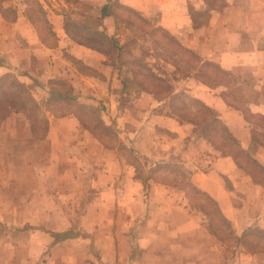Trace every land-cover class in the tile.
Returning <instances> with one entry per match:
<instances>
[{
	"label": "crops",
	"instance_id": "crops-1",
	"mask_svg": "<svg viewBox=\"0 0 264 264\" xmlns=\"http://www.w3.org/2000/svg\"><path fill=\"white\" fill-rule=\"evenodd\" d=\"M101 1L99 12L105 4L109 9L102 15V28L117 41V45L114 42L109 45V50L72 39L65 32L64 16L55 12L48 14L52 35L43 34V27L27 15L26 0H0V76L15 75L39 103L48 98L51 80L67 81L80 104L106 106H100L102 122L116 127L115 141L105 143L104 137L93 127L87 128L75 111L56 114L46 110L47 130L38 136L32 133L25 114L11 110L0 123V136L5 125L18 116L26 121L34 145L49 143L51 154H62L54 149L55 141L62 143L73 136L83 137L96 146L97 167L103 180H112L110 186L116 194L115 218L118 222L122 215L129 221L128 228L119 223L112 232L115 236L112 248L117 253L114 264H264V247L252 248L244 242L250 230H264V176L257 178L258 173L250 171L245 157L226 151L227 141L215 129L211 116L208 120L202 116L196 101L179 98L172 106L171 100L172 95L184 93L203 103L238 146L264 166V19L259 22L260 34L250 33L249 7L254 0H224L221 8L211 4V0ZM115 4L127 6L148 19L144 25L135 24L141 32L138 41L151 43L157 49L139 54L144 68L141 72L132 70L120 53ZM47 6L51 12L53 9ZM255 9L256 14H264L263 5L258 4ZM203 14L205 18L201 19ZM145 27L166 33L180 51L176 53L166 41L154 40L149 31H141ZM74 61L87 70L79 69ZM206 62L231 75L234 87L227 81L210 84L200 79ZM248 68H252L253 77L247 75ZM248 80H253L249 81V88L261 94L258 101L248 98L246 90L243 93L236 90L237 86L247 85ZM131 91L134 98L129 101L122 98L121 95ZM156 129L163 132L157 133ZM258 136H262V141ZM123 140L132 147V153L151 156L142 177L134 173L136 159H129V155L119 151V144H125ZM164 141L167 142L164 149L150 148ZM175 145L177 156L181 155L180 159L177 157L180 163L167 160L176 153ZM176 171L186 174L192 185L216 204L220 217L230 223V236L234 233L238 238L236 247L227 248V225L223 223L217 230L216 224L210 225L215 220L202 206L194 211L189 201L180 203L185 196L189 200V196L182 187V196L171 190L177 185L169 177ZM34 188L26 196L18 194L16 201L21 214L16 218L34 220L44 216L39 203L41 190ZM45 193L49 201L58 205L57 193L52 190ZM48 216L50 230L42 233L45 241L37 240V228L18 234L20 253L14 264H37L39 258L32 256L31 251H52L60 246L59 242L83 236L76 231L74 236L56 239V233L72 229L69 228L72 213L54 207ZM10 217L0 213V219ZM224 225L225 232L221 230ZM95 247L102 251L105 246ZM82 251L87 253L94 248L84 247ZM1 256L10 264L6 254ZM96 258L97 263L105 264L104 257Z\"/></svg>",
	"mask_w": 264,
	"mask_h": 264
},
{
	"label": "rangeland",
	"instance_id": "rangeland-1",
	"mask_svg": "<svg viewBox=\"0 0 264 264\" xmlns=\"http://www.w3.org/2000/svg\"><path fill=\"white\" fill-rule=\"evenodd\" d=\"M26 1L29 3L26 9L27 15L38 25L43 27V34L44 32L51 33L48 14L51 15L55 12L64 16V20H68L67 25L71 34L79 39L92 38L96 46L103 49L108 48L109 50L110 43L108 42L105 44L103 41L104 39H101L94 31L95 28H102V15H100L99 12L101 0ZM210 2L218 8L224 5V0H211ZM258 4L264 6V0H254L249 7L250 12L248 18L252 23L250 33L253 32L254 34H260L259 32L262 31V29L260 28L261 23L259 22L264 19V14H256L255 8ZM47 5H50L51 9H53L51 12ZM115 5L118 8L116 9V14L118 15L119 24L118 38H120L121 45L120 53L124 60L129 63L128 66L131 65L137 72H141L144 68L142 65H139L135 59L137 58L140 60V57H138L139 54H145L150 49H157V47H154L151 43L141 42L140 44L138 41L140 31L135 27V24L141 23L144 25V23L148 22V19L125 6ZM200 18L204 19L205 15H201ZM145 30L146 32L149 31L148 33L154 37V40L157 38V41H166L176 53L180 51L176 43L171 41L166 33L158 29L149 30L146 29V27L141 31ZM250 45L249 43L248 46ZM186 53L190 55L193 60V56L188 52ZM74 63L73 64L79 69L84 71L87 70L82 67L80 63L76 61H74ZM247 71L250 72L247 73V75L254 76L252 68H248ZM230 76L231 75H228L227 72L225 73L223 70L216 67L215 64L207 62L202 65V70L199 74V78L207 83L212 84L217 80L223 82L227 81L234 87L233 83L235 80ZM249 81L253 82V80H248V86L240 85L236 87V90L239 93H243L246 90L248 98L258 101L261 94L249 88L251 85ZM56 87L58 86H55V88ZM121 96L128 101L134 98L132 91L127 93V95L124 94ZM101 105L104 108L106 107L103 104ZM54 106L57 110V114H68L72 111L77 112L84 120V123L90 128L93 127L96 132L104 137L107 143H113L115 141L114 133L116 134V127L112 124V126H109V130H105L101 126L102 108L99 105L80 104L78 101L70 105L62 102H55ZM43 114L45 113L43 112ZM5 126L4 134L0 136V213L13 218L0 219V236L3 238V241H0V248L3 249V252L0 251V260H2L0 264H6L1 256L3 254L7 255L10 264H14L16 256L20 253L17 251L18 234L20 232L26 231L29 228H37L39 234L37 240L40 242L45 241L42 233L50 230L48 226L51 220H49L48 215L50 210L54 207H58V209L63 211L65 209L70 211L72 213V219L69 228L72 227L75 232L78 231L83 236H76L72 239L59 242L61 243L59 247L54 248L52 251L48 249L44 250L41 252L42 254L40 250L35 252L31 251L30 253L32 256L39 258L36 262L37 264H101L100 262L97 263L96 257H104L105 264H114L113 260L117 253L115 254L112 248L115 237L112 232L119 223L124 228H128L127 224L129 221L126 217L122 218V215H120L118 222L117 218H115L116 215L113 211V205L117 202V199L114 198L116 194L112 191L114 188L110 186L112 180H108V178L103 180L100 168L97 167L98 154H96V146L90 145V142L83 137L73 136L71 139H63L62 143L55 141L54 149L61 150L62 154H51L49 143L34 145L29 134L28 125L24 119L17 116L16 119H11ZM155 131L157 133L163 132V130L159 129ZM257 139H262V136H258ZM166 143L165 141L162 145L161 142H159V144L155 143L150 146V148L155 151H160L159 148L162 146L164 149ZM125 144H119V151H122V153L124 152L126 156L129 155V159H136V163L134 164L137 165V171L135 170L134 173H136V175L140 174L141 176H138L142 177V175L146 173L145 169L150 165L151 156L145 154L136 155L134 152L132 153V147L128 146L129 144L126 142ZM177 147L178 145H175L174 148L177 149ZM130 148L132 150H130ZM173 151L176 153L170 154L167 160L170 161V163H180V160H177V157H181L180 153L177 156L179 152L178 149L177 151L175 149ZM123 171L124 170H122L120 178L124 174ZM181 175L180 172L176 171L169 177L171 178L170 181L175 182L177 185L173 186L171 189L176 196H182V188L187 190L185 182L188 177L182 178ZM120 183L121 187H119L124 190L123 182L120 181ZM35 186L41 190L42 199L39 203L42 211L41 214L44 216L34 220L16 218L18 214H21L19 212L20 205L16 201L18 194H24V196H26ZM108 186H110V189ZM37 187L34 189H37ZM46 190H52L55 194L57 193L58 205L49 201V197L47 193H45ZM187 193L189 200L185 196V198L180 200V203H184V201L188 203L189 201L192 207L191 209L194 211L202 206V208L215 220V223L211 222L210 225L214 227L215 224L218 227L222 226L223 221L218 211L215 209V205L208 200L205 195L192 190ZM93 200H95L94 204H89L93 202ZM113 201L115 204H113ZM102 203H104V205ZM87 206L88 209H85ZM26 213L29 214L27 211ZM57 217L62 216L58 215ZM207 218L209 217L207 216ZM55 221L58 226L61 224L59 218H56ZM224 227L225 225L221 230L225 232ZM228 237L231 242L228 240ZM244 240V242L252 248L256 245H262V247H264V231L257 228L252 231L250 230L248 236H246ZM255 242L257 243L254 244ZM237 243L238 239L234 236L231 237L227 235V248L236 247ZM95 246H105L103 248L104 251H101L99 248L97 249ZM84 247L94 248V251L84 253V251H82ZM5 249L6 253H4Z\"/></svg>",
	"mask_w": 264,
	"mask_h": 264
},
{
	"label": "trees",
	"instance_id": "trees-1",
	"mask_svg": "<svg viewBox=\"0 0 264 264\" xmlns=\"http://www.w3.org/2000/svg\"><path fill=\"white\" fill-rule=\"evenodd\" d=\"M125 7H127V6H125ZM127 8H129V7H127ZM108 10H109L108 4H105L100 10L101 11L100 15L107 14ZM134 12H136V11H134ZM196 17H197V15H196ZM67 22H68V20L65 19L64 20V29H65V32L72 39L79 41L83 44L92 46V47L100 48V47L95 45L92 38L79 39L75 35L71 34L69 29H68ZM94 31H95L96 35L100 36L101 39H104L103 41L105 42V44L108 42L110 44L112 42H114L117 45V41L114 40L113 36L109 35L104 30V28H101V29L95 28ZM50 34L52 35V31ZM100 49H103V48H100ZM119 49L121 50V46H119ZM135 60L138 62L139 65H141V61L139 59L136 58ZM129 67L132 70H135V68L131 67V65ZM135 71H134V74L137 72V71L136 72ZM136 75L137 74H135V76ZM152 77L154 78V76H152ZM55 86H58L59 88L58 87L55 88ZM76 98H77L76 95H74L72 93L71 87L66 82H64L63 80L54 79V80L50 81V93H49L48 98L44 102L39 103L36 101V99L32 95L30 89L27 86H25L24 84H22L15 77V75H13L12 73H6V74L0 76V123L4 118H6L8 116V114L10 113L11 110L15 111V112H21V113L25 114L26 117L30 120V129H31L32 133L34 135L40 136L46 132L47 126H48V121L46 119V115L43 114V112L45 113L46 110H50V111H53L54 113H56L57 110L54 106L55 102H62V103L70 105L71 103H77ZM179 98H188V99H193L194 101H196L198 103V108L200 110L199 112H201L202 116L206 117L207 120L211 116L210 119H211V122L213 123L215 129H217L220 133H222V138H224L225 141H227L226 142V144H227L226 145L227 146L226 151L228 153H233L236 157H241V158L245 157L250 171H253L254 173H258L257 178L264 176V166H261L260 164L256 163V161L253 160L248 155L247 151H245L240 146H238L235 139L231 136V134L228 132L226 127L220 122V120H218V118H216L212 115L213 114L212 111L207 106H205L203 103L199 102L197 99H194V98L190 97L188 94H184V93H177V94L172 95L171 100L174 101V102L171 101L172 106L174 105L173 103H176L177 99H179ZM174 111H175V109H174ZM62 114H64V113H62ZM82 121L84 122L83 119H82ZM86 126H88V125H86ZM101 126L105 130L110 129L109 126L105 125L102 121H101ZM87 128H90V127L88 126ZM212 141L214 143H216L217 139H213ZM104 142L107 143L105 140H104ZM108 144H112V143H108ZM182 176L186 177V174L182 175ZM185 186L187 187V190H186L187 192L192 190V191H195L197 193L202 194V192L198 191L192 185V183H191V181H189V179L186 180ZM207 199L210 200V198H208V197H207ZM210 201L212 202V200H210ZM214 205H216V204H214ZM215 209L218 211V207L215 206ZM221 218H222V216H221ZM222 221H223L222 223L227 225V229H229V225H230L229 221H227L224 218H222ZM220 228L221 227L216 226L217 230ZM262 231H264V230H262ZM229 233L230 232H228V236H230ZM75 234H76V232L73 229H68V230L63 231L61 233H56L55 237H56V239L62 240V239H65L67 237L74 236ZM232 236H234L236 239H238L234 233Z\"/></svg>",
	"mask_w": 264,
	"mask_h": 264
}]
</instances>
